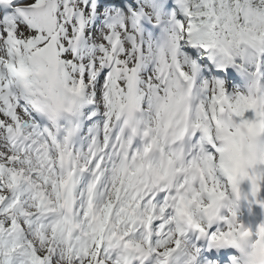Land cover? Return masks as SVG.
Here are the masks:
<instances>
[{
  "label": "snow or ice",
  "instance_id": "obj_1",
  "mask_svg": "<svg viewBox=\"0 0 264 264\" xmlns=\"http://www.w3.org/2000/svg\"><path fill=\"white\" fill-rule=\"evenodd\" d=\"M0 264H264V0H0Z\"/></svg>",
  "mask_w": 264,
  "mask_h": 264
}]
</instances>
